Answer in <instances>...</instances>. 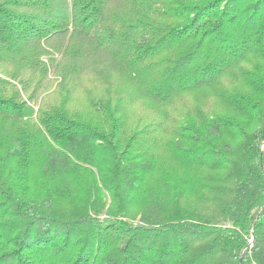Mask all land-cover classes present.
Returning <instances> with one entry per match:
<instances>
[{"label": "trees", "instance_id": "trees-1", "mask_svg": "<svg viewBox=\"0 0 264 264\" xmlns=\"http://www.w3.org/2000/svg\"><path fill=\"white\" fill-rule=\"evenodd\" d=\"M0 264H264V0H0Z\"/></svg>", "mask_w": 264, "mask_h": 264}, {"label": "rangeland", "instance_id": "rangeland-1", "mask_svg": "<svg viewBox=\"0 0 264 264\" xmlns=\"http://www.w3.org/2000/svg\"><path fill=\"white\" fill-rule=\"evenodd\" d=\"M60 56V55H59ZM56 83H57V80H55V79H51V81L49 82V84H48V87H46V90L44 89L42 92H41V95L42 94H46L47 93V97H46V99L47 98H49V99H51L52 97H54L55 96V98H58V94L56 93L57 92V90H54L55 89V85H56ZM54 90V91H53ZM40 95V96H41ZM90 97L87 95V97L85 96V94H84V96H81V95H79V96H77V97H72L71 98V100L69 101V107L71 108V109H73V110H79V111H81L82 113H84L85 111V113H88L89 115L90 114H92V115H97L93 110H92V108H91V106H90V109L88 110V104H90ZM86 103H87V105H86ZM88 110V111H87ZM142 113H146L147 114V111H143ZM238 118H240V116L238 117Z\"/></svg>", "mask_w": 264, "mask_h": 264}]
</instances>
